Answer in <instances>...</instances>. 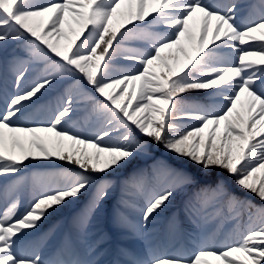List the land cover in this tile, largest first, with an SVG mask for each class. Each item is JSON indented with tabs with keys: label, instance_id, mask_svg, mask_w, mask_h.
I'll use <instances>...</instances> for the list:
<instances>
[{
	"label": "trees",
	"instance_id": "16d2710c",
	"mask_svg": "<svg viewBox=\"0 0 264 264\" xmlns=\"http://www.w3.org/2000/svg\"><path fill=\"white\" fill-rule=\"evenodd\" d=\"M32 1L0 0V96L9 101L0 184L19 193L13 209L26 216L40 211L47 199L36 195L51 182L67 188L54 187L55 198L71 191L33 240L47 253L134 264L148 251L134 235L144 227L151 241L169 233L179 248L205 246L191 262L156 264H264V200L222 174L202 179L160 145L164 121L189 107L199 58L232 44L216 18L180 19L177 32L165 10L151 18L157 0H102L91 11L94 0L41 11ZM96 136L103 151L90 145Z\"/></svg>",
	"mask_w": 264,
	"mask_h": 264
},
{
	"label": "rangeland",
	"instance_id": "374dc122",
	"mask_svg": "<svg viewBox=\"0 0 264 264\" xmlns=\"http://www.w3.org/2000/svg\"><path fill=\"white\" fill-rule=\"evenodd\" d=\"M252 1L229 0L220 3L222 10L218 11L217 20L221 34L230 39L242 34V37L250 35L264 40V22L246 28L243 33L238 29L241 23H245V27L253 25L248 10ZM261 1L264 3V0ZM217 5L213 0H171L167 8L174 14H196L200 11L206 16L208 7ZM233 56L237 59L235 53ZM260 64L264 65V45L255 54L243 56L232 67L203 61L198 71L205 79L203 85L191 87L187 93L211 95L210 105L205 107L192 103L190 109L185 110L186 114L164 121L160 145L165 156L185 167H193L202 179L210 178L213 173L222 174L238 191L264 200V100L257 93L258 89L264 90V72L258 68ZM224 105L230 108L221 115ZM209 106L212 107L210 110ZM93 146L103 150L101 140H96ZM67 195L41 203L38 213L21 222L16 221L10 229L0 225V264H29L34 261L33 256L24 253L23 244L33 234L31 231L42 227L47 221L48 211L53 214L65 211L70 193ZM5 214L6 211L1 218ZM43 216L45 219L41 222ZM37 259L40 264L79 263L74 262L72 257Z\"/></svg>",
	"mask_w": 264,
	"mask_h": 264
}]
</instances>
